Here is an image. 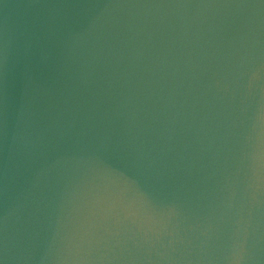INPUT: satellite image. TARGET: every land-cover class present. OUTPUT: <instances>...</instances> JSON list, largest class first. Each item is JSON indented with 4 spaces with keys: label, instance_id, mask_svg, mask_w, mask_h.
Here are the masks:
<instances>
[{
    "label": "water",
    "instance_id": "obj_1",
    "mask_svg": "<svg viewBox=\"0 0 264 264\" xmlns=\"http://www.w3.org/2000/svg\"><path fill=\"white\" fill-rule=\"evenodd\" d=\"M0 264H264V0H0Z\"/></svg>",
    "mask_w": 264,
    "mask_h": 264
}]
</instances>
